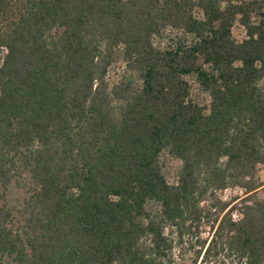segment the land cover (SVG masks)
Segmentation results:
<instances>
[{"label": "trees", "instance_id": "obj_1", "mask_svg": "<svg viewBox=\"0 0 264 264\" xmlns=\"http://www.w3.org/2000/svg\"><path fill=\"white\" fill-rule=\"evenodd\" d=\"M262 168L264 0H0V264H264Z\"/></svg>", "mask_w": 264, "mask_h": 264}, {"label": "rangeland", "instance_id": "obj_2", "mask_svg": "<svg viewBox=\"0 0 264 264\" xmlns=\"http://www.w3.org/2000/svg\"><path fill=\"white\" fill-rule=\"evenodd\" d=\"M235 32H238V30H236ZM110 76L112 78L115 77V73L114 72H110ZM259 175H260L261 180L264 181V168H262L260 170ZM257 194L260 197L264 196V185L257 190ZM233 195H242V190H239V189H227V190L221 192V194H220V196L223 199H227V198H229V197H231ZM235 217H237V216H235Z\"/></svg>", "mask_w": 264, "mask_h": 264}, {"label": "built area", "instance_id": "obj_3", "mask_svg": "<svg viewBox=\"0 0 264 264\" xmlns=\"http://www.w3.org/2000/svg\"><path fill=\"white\" fill-rule=\"evenodd\" d=\"M235 216H236V214L234 213V214H233V217H235Z\"/></svg>", "mask_w": 264, "mask_h": 264}]
</instances>
